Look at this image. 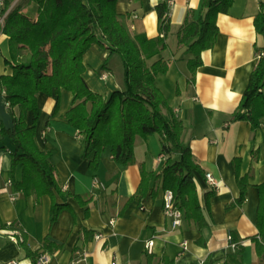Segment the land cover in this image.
I'll use <instances>...</instances> for the list:
<instances>
[{
	"label": "crops",
	"instance_id": "0c3cea01",
	"mask_svg": "<svg viewBox=\"0 0 264 264\" xmlns=\"http://www.w3.org/2000/svg\"><path fill=\"white\" fill-rule=\"evenodd\" d=\"M0 6V76L11 74L13 56L10 39L2 31L8 12L20 8L35 17L37 4L33 0H14L2 13ZM163 0H119L116 10L132 35L157 38L159 29L156 5ZM170 1V2H169ZM170 7V31L165 38L167 48L151 62L162 58L168 63V71L155 76V83L165 95L176 116L182 120V139L192 149L199 165L195 182L200 199L206 192L215 190L212 196L210 225L198 229L184 218L178 228H172L171 220L163 210L164 189L157 176L165 166L157 134L138 136L134 143V157L128 164H119L107 147L102 154L97 171H90L84 155V138L70 126L65 114L74 95L62 89L58 111L56 98L38 94L41 114L36 125V142L41 150L51 151L57 175L64 190L91 199L90 215L85 217V207L73 198L69 199L76 221L69 210H63L51 225L52 200L44 195L39 203L34 195L26 196L14 187V181L22 177V167L15 173L11 169L10 144L0 136V224L19 222L27 233V243L33 251H40L45 238L62 244L61 249L50 254L47 264H72L81 251H86L84 262L78 264H164L163 256L176 264H223L228 255L237 251L230 242V232L237 238V245L244 247L242 264H264L256 249L254 237L258 235L257 208L259 190L264 182V124L252 136L250 122L231 121L237 109L250 75L256 68L262 50L263 38L257 34L254 20L264 0H234L228 13L218 16L219 34L213 48L202 52V65L193 75L188 61L194 57L187 46L179 44L178 33L186 18L197 19L203 0H168ZM19 46L16 58L27 53ZM15 58V59H16ZM107 60L105 68H102ZM86 72L84 78L90 88L103 96L125 88L124 72L118 54L94 44L84 54ZM15 113L19 108H14ZM0 120L6 127L12 126L5 93L0 82ZM32 113L27 122L32 124ZM7 143V148L1 146ZM241 158L240 174L249 175L246 199L241 205L227 208L240 196L236 180L234 159ZM154 174L144 196L137 194L142 181V170ZM211 172L218 182L212 189L206 180ZM58 201L63 200L58 196ZM111 220H115L113 225ZM86 228L93 236L85 237ZM96 233H102L100 239ZM11 231L0 234V261L17 259L21 264H32L24 249L12 240ZM203 237L206 245L198 240ZM154 239V253L146 251V244ZM186 243V246H184ZM149 255V256H147Z\"/></svg>",
	"mask_w": 264,
	"mask_h": 264
},
{
	"label": "trees",
	"instance_id": "16d2710c",
	"mask_svg": "<svg viewBox=\"0 0 264 264\" xmlns=\"http://www.w3.org/2000/svg\"><path fill=\"white\" fill-rule=\"evenodd\" d=\"M14 0H5V13ZM37 4V15L31 16L20 6L11 9L5 17L2 31L9 36L13 56L12 73L0 76L2 89L12 116V126L6 127L0 120V136L10 144L11 169L22 167V177L14 181L16 190L26 196L34 195L39 203L44 195L52 200L50 222L53 225L63 210H69L76 221V213L69 199L73 198L85 207V217L90 215L91 199L64 190L57 175V168L51 151L41 150L36 142V125L41 114L38 94L44 93L56 98L58 111L62 89L71 91L73 101L65 114L70 126L84 138V155L92 152L90 171H97L102 154L111 147L112 158L119 164H128L134 157V143L138 136L157 134L162 153L166 157L163 170L157 176L164 191L171 190L175 205L183 212L184 219L194 223L198 229L210 225L211 198L216 191L206 192L203 201L195 182L199 165L195 162L192 149L182 139L184 125L165 95L155 83V76L168 71L167 61L159 58L150 63L166 49V36L170 31V7L168 0L156 5L159 29L164 35L149 38L146 35H132L128 26L116 10L119 0H33ZM234 0H203L197 19L189 16L178 33L179 44L187 46V52L194 57L188 61L192 74L202 65V52L214 47L218 34V16L228 13ZM256 32L263 38L264 50V8L254 20ZM94 44L119 55L124 72L125 88L114 90L109 96L92 90L84 78L86 64L84 54ZM19 46L27 53L20 60L16 58ZM16 58V59H15ZM107 60L102 68H105ZM18 107L16 114L14 108ZM32 113V124L27 122ZM231 121L250 122L252 136L264 124V55H261L252 71ZM7 143L1 148H7ZM236 180L240 196L227 208L241 205L246 199L249 175L240 174L241 158L234 159ZM152 173L142 170V181L137 194L144 196ZM259 203L257 208L258 235L254 237L258 255L264 257V182L257 185ZM58 196L63 200L58 201ZM11 231L21 237L19 245L26 257L36 264L43 251L54 252L62 244L45 238L40 251H33L27 243V233L19 222L1 223L0 234ZM85 237L93 232L84 228ZM232 242L237 243L233 231ZM206 245L205 238L198 240ZM237 251L228 255L223 264H242L244 247L237 245ZM149 256V255H147ZM164 264H176L163 256ZM198 264V263H192ZM202 264H209L208 261Z\"/></svg>",
	"mask_w": 264,
	"mask_h": 264
},
{
	"label": "built area",
	"instance_id": "2783aa9c",
	"mask_svg": "<svg viewBox=\"0 0 264 264\" xmlns=\"http://www.w3.org/2000/svg\"><path fill=\"white\" fill-rule=\"evenodd\" d=\"M170 2V1H169ZM3 5V1L0 0V6ZM164 33H162V36ZM261 55H264V50H261L258 54V57L260 58ZM206 180L208 185L212 188H218V182L216 181L215 177L211 172L206 173ZM163 210L165 216L171 220V226L172 228H178L182 224L183 221V212L175 205L174 203V194L171 190L164 191V203H163ZM115 223V220H111L110 224L113 225ZM102 233H96L95 238L100 239L102 237ZM258 238L264 243V239L262 240L259 236ZM12 240L16 243H19L22 238L18 236H13ZM230 240H232V237L230 236ZM233 247H236V243L232 242ZM184 246H186V243H184ZM146 251L149 254L154 253V239H151L146 244ZM87 252L81 251L79 253V257L74 259L72 261V264H78L81 262H84L86 260ZM50 262V254L48 252H42L39 257L36 260V264H47ZM0 264H21L20 261L17 259H12L6 262L0 261Z\"/></svg>",
	"mask_w": 264,
	"mask_h": 264
},
{
	"label": "rangeland",
	"instance_id": "374dc122",
	"mask_svg": "<svg viewBox=\"0 0 264 264\" xmlns=\"http://www.w3.org/2000/svg\"><path fill=\"white\" fill-rule=\"evenodd\" d=\"M11 6H12V4H11ZM230 236H231V235H230ZM230 236H229V238H230ZM230 242H232V240H231ZM236 246H237V244H236Z\"/></svg>",
	"mask_w": 264,
	"mask_h": 264
}]
</instances>
